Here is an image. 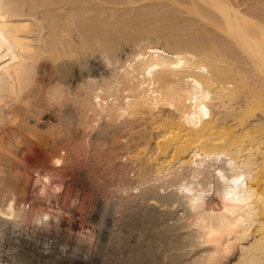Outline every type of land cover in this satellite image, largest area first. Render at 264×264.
<instances>
[{
    "label": "bare ground",
    "instance_id": "6f19581e",
    "mask_svg": "<svg viewBox=\"0 0 264 264\" xmlns=\"http://www.w3.org/2000/svg\"><path fill=\"white\" fill-rule=\"evenodd\" d=\"M236 1L191 0L252 79L217 45L114 40L108 27L130 22L108 10L116 0H0L1 261L264 264V21ZM42 53L78 67L66 89L96 111L83 162L26 107ZM32 148L48 160L24 180L12 152Z\"/></svg>",
    "mask_w": 264,
    "mask_h": 264
},
{
    "label": "rangeland",
    "instance_id": "374dc122",
    "mask_svg": "<svg viewBox=\"0 0 264 264\" xmlns=\"http://www.w3.org/2000/svg\"><path fill=\"white\" fill-rule=\"evenodd\" d=\"M126 1L127 0H116V4H105L108 8L110 7L108 10H113L115 19L121 20L122 17H124L123 19L130 20V22L124 23L125 27L123 23L117 26L113 24L114 28H111L110 26L108 27L109 36L113 39L115 38L114 40H118V37L120 39V36L121 39H137L140 37V34L145 32H151L159 35V38L161 40L163 39V42L170 39L171 42L173 41L172 45L176 44L174 43L175 38L181 40L183 37L192 39L194 42L197 43V45H217L219 46V48H216L218 50L220 49V51H222V54L225 53L226 58L228 54L229 58L227 59L230 60L232 58L234 63L237 61L238 65H244L243 67H246V73L249 75L250 79H252L254 75V68L251 67V61H249V57L245 56L246 54L241 53L242 51L235 45L230 44L233 42L230 40L229 37L225 36L226 34L221 31L220 28L215 26V23L209 20V18H207L206 16H200L201 14H198L192 8L194 5L191 0H133V2L132 0L131 2ZM241 1L243 0H237V3L234 2V4L238 8L240 7L241 11L243 10L242 12H244V14L246 15H248V12H246L247 9L249 10V12H251V9H253L252 11L254 15L251 14V12V16L249 14L248 18L251 17L250 19L254 21H256V18L259 19L256 22H260L259 24L263 23L262 21H264V0H244V3ZM173 3L178 4L177 6H175ZM247 5L253 8L250 7L249 9ZM142 6H144V9ZM208 8L210 7H207L209 15L210 12L211 14L215 12L216 15L214 17H217L219 19L218 13L214 11L213 8ZM142 9L144 10L143 12ZM138 12L140 13V15ZM123 13L124 15H122ZM116 15H118V17H116ZM140 18L142 20V24L139 23L141 21ZM219 22L221 23L220 20ZM137 23L139 24V26ZM249 25L250 24L248 23V30L251 31V33L254 32L253 35L256 36V33L260 32L259 28L254 25L253 22H251L250 27ZM133 27L135 31H133ZM129 32H131V34H129ZM259 35L260 34H258L257 37H259ZM228 46L230 47L229 51L227 50ZM42 54L38 58V67L36 75L34 77V83L28 86L25 95L26 107L30 111H28L29 114L34 115L37 119H39V121L42 122L40 129L42 128V132L45 134L44 137H46L47 135L52 140H54L53 142L57 143V145L59 144L58 146L66 145L67 153L70 156L75 157L77 160L83 162L86 158V153L93 145H95V143L94 138L92 137V135L88 134L87 131H85L84 126L81 122L87 119L94 118L96 111L90 108V104L86 103L85 105H82L79 100L77 101L74 99L72 95H78L81 91L77 90L74 92V94H72L66 89L67 83L74 84L80 79V77H78L76 73L78 67L72 63H67L66 61L59 63L55 62L50 57L46 56L44 53ZM240 57L242 60L240 59ZM247 61H249L250 65L248 63V65L246 64ZM6 109L8 111L9 107H6ZM104 133L106 134L107 131H105ZM12 154L14 157H19V159L21 160V163L25 167L24 170L26 171H23V175H26L27 177L33 174V170L35 168H43L45 166V162L48 160V155H44V151L40 148H32V150H30L24 155L21 154V156H19L18 154L17 156H15L16 153L14 152H12ZM24 176H22V179H27V177ZM35 261L38 262V259H35ZM0 264L10 263L5 260H0Z\"/></svg>",
    "mask_w": 264,
    "mask_h": 264
}]
</instances>
